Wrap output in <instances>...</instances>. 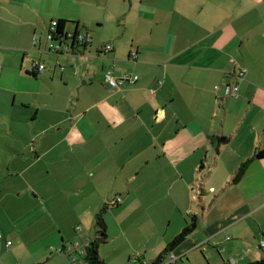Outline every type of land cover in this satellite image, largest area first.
Returning <instances> with one entry per match:
<instances>
[{
    "label": "crops",
    "instance_id": "1",
    "mask_svg": "<svg viewBox=\"0 0 264 264\" xmlns=\"http://www.w3.org/2000/svg\"><path fill=\"white\" fill-rule=\"evenodd\" d=\"M45 2L0 0V189L28 197L17 233L51 226L61 234L52 246L80 254L91 239L70 243L61 227L60 204L71 192L80 198L76 215L112 206L114 232L107 224L98 249L104 264L114 258L108 243L129 240L127 225L146 232L127 257L136 251L140 264H152L192 219L193 232L171 252L175 264L260 260L264 159L251 158L264 150V0H121L117 31L82 14V4L99 8L98 0H71L73 16L61 15L62 2L47 16ZM60 19L87 44L48 53L47 26ZM109 69L115 79L138 80L111 88ZM231 85L237 94L225 96ZM16 103L32 116L10 114ZM7 136L15 142L5 150ZM68 256L55 257L71 264Z\"/></svg>",
    "mask_w": 264,
    "mask_h": 264
},
{
    "label": "rangeland",
    "instance_id": "2",
    "mask_svg": "<svg viewBox=\"0 0 264 264\" xmlns=\"http://www.w3.org/2000/svg\"><path fill=\"white\" fill-rule=\"evenodd\" d=\"M77 1L81 2V0H77ZM98 1H99L98 4L100 6L99 8L95 3L88 2L86 4H82V14L90 22H92L94 18L104 19L105 21L104 23L106 24L105 26L107 28L114 25L116 31L119 30L117 29L116 23L117 21L122 23L125 17L124 14L119 16V18L116 16L118 15L117 10L121 11V6L120 4L117 3V1H121V0H116V2L113 3L112 1L106 2L105 0H98ZM60 2L65 3L67 6L66 9L62 10L61 15L73 16L76 13L75 8L77 5L71 2V0H46V2L44 3L45 14L47 16L53 15L52 13L55 11L54 10L55 7L58 8ZM49 8L51 9V11L49 10ZM68 25H72V23L68 22ZM94 27H97V25H94ZM81 30L83 32L85 31L84 28H81ZM94 31L96 30L94 29ZM106 32L111 33L110 30H106ZM16 104L17 106L14 107L13 111H10V114L13 113L12 115L22 118L32 116L33 112L31 111V109L18 107V103ZM8 105L10 108L12 105L11 102ZM2 127H4V124H2ZM4 129H5V133H8L6 132L8 126H5ZM11 139L12 138H10V136H7L4 139L3 148L5 150L11 148L12 145L14 144L13 142L15 141H11ZM28 151L29 149L27 148L26 150L27 154ZM233 177L230 181L231 183ZM60 182L61 180L58 181V183ZM28 196L29 197L31 196L30 192H28ZM62 198L68 199L69 201L68 203L60 204V208H61V213H64L63 215L64 218H62L61 220L62 223L61 227L62 229H67V233H68L67 235H70V239H71L70 243H73L76 240L80 241L82 239L93 240L95 237V232H94L95 214L93 213L87 214L84 212L82 215H76L75 213H73L71 211L72 209L74 210L76 207V209L74 210V212H76V210L80 207V198H75L71 192L67 193ZM27 200L28 197L25 196L22 198L14 197L12 194L7 195V191L0 189V205L3 208V211L0 210V235L2 237V239L0 240V264H36V261L38 262L44 261V263L42 264H65L66 259H64L63 261L60 257H55V256L63 257L65 256V254H57L52 251V248L54 249L57 248L55 246H52L53 244L52 242L60 240L61 234H58L57 233L58 231H53L51 229V226L49 231L45 233H41V231L44 228L41 229V231L39 232L36 231L34 227L26 230L24 233H17L19 228H16L14 222L24 212L26 203L28 202ZM107 204H105L107 210L104 213V220L106 225L107 224L109 225V234H112L115 228L114 227L115 219L113 218L112 214L109 213L112 206L110 204L108 205ZM102 206L103 205H101L100 207L102 208ZM74 226H76L77 228ZM127 227H128L127 235L129 240H127L125 237H123V239H115L114 242L108 243V245H106L105 247L107 253H109L112 257H114L112 259V264H140L139 261H137L134 258V256L137 254L136 251L130 253L129 257H127V252L130 250L131 245H133V248L135 249L141 248V246L138 244V241L141 242L144 240V236H146V232H144V229L141 230L140 228H138L136 225L133 224L127 225ZM78 229L80 230V233H78L79 236H77L76 233V231H79ZM146 231H148L147 228ZM35 234H38V236H36ZM107 236H109L108 233ZM6 241H9L11 245L6 247L5 246ZM121 250L125 251L122 255H120ZM73 256H76L77 260L80 261L82 264H84L82 261V256L80 254L71 253L70 257Z\"/></svg>",
    "mask_w": 264,
    "mask_h": 264
},
{
    "label": "built area",
    "instance_id": "3",
    "mask_svg": "<svg viewBox=\"0 0 264 264\" xmlns=\"http://www.w3.org/2000/svg\"><path fill=\"white\" fill-rule=\"evenodd\" d=\"M58 21L57 20H52L50 24L47 26L46 29V35H45V41H46V51L48 53H53V54H61V53H70L75 47L84 45L88 42V36H85L81 33H76V32H71V33H65V39L60 38V39H54L55 38V32H56V27ZM39 41L36 38H33L32 44L34 46H37ZM131 60H134L136 57V51L131 50L130 55H129ZM59 66V64H57ZM38 70L43 72L45 70V66L43 64L38 65ZM244 71L241 70L237 75L240 78H243ZM104 79L107 82V84L111 88H119L121 86H124L125 84L128 83H135L138 80V77L135 75H130V74H124L122 77L119 79H115L114 77L111 76V70L109 69L105 74H104ZM238 87L236 85H231V86H226L225 88V96H235L237 94ZM152 92V91H151ZM153 93V92H152ZM120 199L116 198L114 199L111 204H119ZM79 230V229H78ZM1 239V236H0ZM227 240H229V237H226ZM11 245L10 242H5V246L8 247ZM261 248H264V234L261 239L260 243ZM70 248H58L55 249L54 251L59 254H65L68 256V250ZM77 250V245L74 246V252ZM80 255L82 256V251L79 252ZM71 264H82L80 261L77 260L76 256L70 257L68 256ZM176 263V257L173 256L171 253H168L158 264H175ZM231 264H235L232 262Z\"/></svg>",
    "mask_w": 264,
    "mask_h": 264
},
{
    "label": "trees",
    "instance_id": "4",
    "mask_svg": "<svg viewBox=\"0 0 264 264\" xmlns=\"http://www.w3.org/2000/svg\"><path fill=\"white\" fill-rule=\"evenodd\" d=\"M67 22L65 20H58V25L56 27L55 32V38L54 39H65V24ZM77 33V32H76ZM87 44V43H86ZM85 45V44H84ZM220 142H224L225 139H219ZM251 159H264V150L257 151L253 158ZM251 160L241 164L237 171L234 174L232 183L239 182L248 166V163ZM106 206H103L99 209V211L94 216V231H95V237L90 242L86 243L84 245L83 253H82V261L84 264H104V262L100 259L98 255V249L101 244H104L108 240V236L106 233L107 226L104 220V213L106 211ZM195 228V221L194 219L191 220V222L186 225L183 230L175 236L172 241L165 247L163 252L158 256L156 261L152 264H158L168 253H171L174 249H176L194 230ZM264 249V248H263ZM251 264H264V256Z\"/></svg>",
    "mask_w": 264,
    "mask_h": 264
}]
</instances>
